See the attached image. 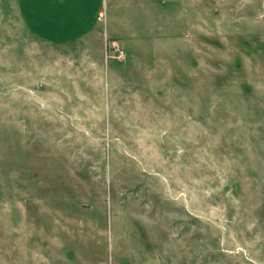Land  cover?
I'll list each match as a JSON object with an SVG mask.
<instances>
[{
  "label": "rangeland",
  "instance_id": "1",
  "mask_svg": "<svg viewBox=\"0 0 264 264\" xmlns=\"http://www.w3.org/2000/svg\"><path fill=\"white\" fill-rule=\"evenodd\" d=\"M88 16L0 0V264H264V0Z\"/></svg>",
  "mask_w": 264,
  "mask_h": 264
},
{
  "label": "crops",
  "instance_id": "2",
  "mask_svg": "<svg viewBox=\"0 0 264 264\" xmlns=\"http://www.w3.org/2000/svg\"><path fill=\"white\" fill-rule=\"evenodd\" d=\"M98 2L99 0H16L25 28L39 40L53 45H63L55 43L54 37L67 29V22L71 19L74 20L72 28L84 30L85 21L89 19L88 13ZM144 3L155 8V0H144ZM99 14H102V10ZM45 27H49L52 32L43 30ZM80 36L83 35L75 37Z\"/></svg>",
  "mask_w": 264,
  "mask_h": 264
},
{
  "label": "built area",
  "instance_id": "3",
  "mask_svg": "<svg viewBox=\"0 0 264 264\" xmlns=\"http://www.w3.org/2000/svg\"><path fill=\"white\" fill-rule=\"evenodd\" d=\"M117 51L119 52V58L124 57V55H125L124 52L120 51L119 49Z\"/></svg>",
  "mask_w": 264,
  "mask_h": 264
}]
</instances>
